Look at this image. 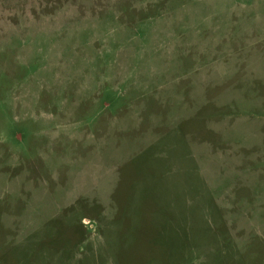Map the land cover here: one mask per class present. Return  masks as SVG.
<instances>
[{"label": "rangeland", "instance_id": "374dc122", "mask_svg": "<svg viewBox=\"0 0 264 264\" xmlns=\"http://www.w3.org/2000/svg\"><path fill=\"white\" fill-rule=\"evenodd\" d=\"M0 264H264V0H0Z\"/></svg>", "mask_w": 264, "mask_h": 264}]
</instances>
